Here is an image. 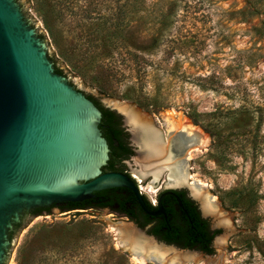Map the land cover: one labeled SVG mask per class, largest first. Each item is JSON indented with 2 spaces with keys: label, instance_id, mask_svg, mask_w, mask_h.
<instances>
[{
  "label": "rangeland",
  "instance_id": "374dc122",
  "mask_svg": "<svg viewBox=\"0 0 264 264\" xmlns=\"http://www.w3.org/2000/svg\"><path fill=\"white\" fill-rule=\"evenodd\" d=\"M21 1L59 73L162 134L156 156L129 161L149 171L141 191L153 199L180 163L178 188L206 202L219 234L210 256L158 249L107 210L53 208L24 215L4 264H264V0ZM187 125L204 142L176 160L169 140Z\"/></svg>",
  "mask_w": 264,
  "mask_h": 264
},
{
  "label": "water",
  "instance_id": "95a60500",
  "mask_svg": "<svg viewBox=\"0 0 264 264\" xmlns=\"http://www.w3.org/2000/svg\"><path fill=\"white\" fill-rule=\"evenodd\" d=\"M100 117L94 103L56 71L22 1L0 0V264L7 258L14 225L34 208L81 202L95 191L123 187L146 213L163 211L146 206L129 175L102 171L109 148ZM181 133L169 140L172 158L177 152L171 140ZM134 173L140 180L147 177ZM131 251L141 249L134 245Z\"/></svg>",
  "mask_w": 264,
  "mask_h": 264
},
{
  "label": "flooded vegetation",
  "instance_id": "af4514ba",
  "mask_svg": "<svg viewBox=\"0 0 264 264\" xmlns=\"http://www.w3.org/2000/svg\"><path fill=\"white\" fill-rule=\"evenodd\" d=\"M89 98L101 112L98 126L109 148V158L102 171L125 173L132 177L136 185L139 186L141 180L134 173V171H139L133 169L129 165V161L133 155H139L141 134L143 135V143H151L156 146L159 131L152 125L143 124L135 117L129 121L124 111L107 106L92 96ZM171 142L177 152V157H180L176 160L184 161L182 156L188 145L177 148L173 143V138ZM161 144L163 147V138ZM180 167V163L175 164L174 173L171 174L172 184H174L173 182H179V184H174L175 187L161 188L153 199H148L139 188L144 202L150 210L156 211L159 208L163 210L158 214L146 213L133 192L123 187L112 190L106 197L99 198L93 195L91 198L83 200L90 203V207L73 210H91L94 212L107 210L110 215L125 219L131 222L135 228L144 231L146 236L151 238L148 241L154 242L157 247L163 243L193 249L203 256L213 255L214 238L219 234V228L212 226L210 221L212 211L210 207L205 205L207 207L205 208L202 204L205 201H201L191 189L178 188V185L184 186ZM65 204L66 202L34 208L26 214L50 212L53 208H61ZM189 243L193 244L188 246Z\"/></svg>",
  "mask_w": 264,
  "mask_h": 264
},
{
  "label": "bare ground",
  "instance_id": "6f19581e",
  "mask_svg": "<svg viewBox=\"0 0 264 264\" xmlns=\"http://www.w3.org/2000/svg\"><path fill=\"white\" fill-rule=\"evenodd\" d=\"M126 116L128 118V113H126ZM182 123V122H181ZM180 124V123H179ZM190 125V124H189ZM189 125H187V127L183 128L182 131V135H176L173 137V143L175 145V147H179L181 148L184 145H188V146H192V145H201L204 142V138L203 135L201 134L200 131L192 129V126L189 127ZM197 129V128H196ZM148 136V135H147ZM172 141V140H171ZM141 146V150L143 151L142 153L150 158H153V156H155L157 153H159L161 151V143H159L156 139V146L154 144H146L143 143V135L141 134V143H139ZM161 144V145H160ZM174 166L172 165V171L171 174L174 173ZM162 168H159L157 170H154L151 172L152 177H157L159 175V171H161ZM181 170V169H179ZM149 171H144L142 172L143 177H146ZM175 177V176H174ZM174 184H179V182H173ZM181 183V182H180ZM141 190H144L145 188L140 186ZM149 243V242H148ZM147 242H142V241H135L134 245L136 247H138L139 249L143 250L146 247ZM158 249H162L163 247L161 245L155 246ZM161 247V248H160ZM154 252H151L149 255H147V259L148 260H152V261H156L158 260L159 256ZM136 259V258H135ZM139 262H143L142 260H138Z\"/></svg>",
  "mask_w": 264,
  "mask_h": 264
},
{
  "label": "trees",
  "instance_id": "16d2710c",
  "mask_svg": "<svg viewBox=\"0 0 264 264\" xmlns=\"http://www.w3.org/2000/svg\"><path fill=\"white\" fill-rule=\"evenodd\" d=\"M250 1H252V4H254L255 0H250ZM49 6H51V5H49ZM262 13L264 14V12H262ZM56 71L60 72L58 69H56ZM114 189H116V188H108V189L95 191L94 195L99 197V198L106 197L109 194V192H111ZM90 206H91L90 203H86L84 201L83 202H66V204L64 206H62L60 209H63V210L85 209V208H88ZM37 214H40V213H34L33 215H37ZM19 226H20V223L15 224L14 229H17ZM9 236L10 237L12 236V232H10ZM192 244L193 243H189L188 246H191Z\"/></svg>",
  "mask_w": 264,
  "mask_h": 264
}]
</instances>
